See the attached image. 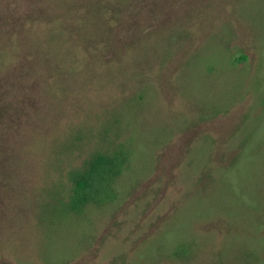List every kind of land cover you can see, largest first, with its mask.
<instances>
[{
	"label": "rangeland",
	"instance_id": "obj_1",
	"mask_svg": "<svg viewBox=\"0 0 264 264\" xmlns=\"http://www.w3.org/2000/svg\"><path fill=\"white\" fill-rule=\"evenodd\" d=\"M0 264H264V0H0Z\"/></svg>",
	"mask_w": 264,
	"mask_h": 264
},
{
	"label": "trees",
	"instance_id": "obj_2",
	"mask_svg": "<svg viewBox=\"0 0 264 264\" xmlns=\"http://www.w3.org/2000/svg\"><path fill=\"white\" fill-rule=\"evenodd\" d=\"M103 180L97 179L94 181V184L96 185H102Z\"/></svg>",
	"mask_w": 264,
	"mask_h": 264
}]
</instances>
